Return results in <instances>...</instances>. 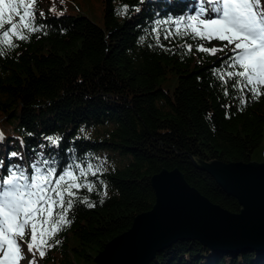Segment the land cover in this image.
I'll return each mask as SVG.
<instances>
[{
  "label": "trees",
  "instance_id": "1",
  "mask_svg": "<svg viewBox=\"0 0 264 264\" xmlns=\"http://www.w3.org/2000/svg\"><path fill=\"white\" fill-rule=\"evenodd\" d=\"M197 1L38 0L33 23L40 31L25 30L26 40L12 36V48L0 43V182L17 169L31 177L35 165L55 168L57 177L71 169L95 185L78 191L95 206L77 201L71 223L42 258L36 254V264H96L98 251L153 207L150 179L162 168H177L212 203L240 211L214 176L195 165L264 162V95L253 99L245 91L241 105L234 80L225 77V84L216 74L232 70L225 64L231 51L197 50L200 43L219 48L226 41L164 39L175 25L157 21L196 15ZM12 19L19 24L18 16ZM10 28L0 29V40ZM47 137L59 138L58 145ZM22 247L20 264H29L32 253ZM149 264H264V253L219 252L178 240Z\"/></svg>",
  "mask_w": 264,
  "mask_h": 264
},
{
  "label": "snow or ice",
  "instance_id": "2",
  "mask_svg": "<svg viewBox=\"0 0 264 264\" xmlns=\"http://www.w3.org/2000/svg\"><path fill=\"white\" fill-rule=\"evenodd\" d=\"M209 2L214 4L210 11L215 15L211 18H202L209 10L201 7L196 15L180 17L174 21H157V24L170 22L175 25V33H165L166 40L172 35H177L190 36L199 41H226L227 43L219 48L205 47L200 43L197 50L212 55L225 50L231 51L232 55L225 64L232 70L223 74L217 70L216 74L225 84V77L234 80L232 87L240 90V104L243 105L246 103L243 95L245 91L250 92L253 99L264 95V0ZM37 3L38 0H0V29H3L5 24L11 25L9 30L3 32L4 39L0 40L5 49L16 46L12 36L26 40L28 36L25 30L29 33L40 31V27L33 23ZM127 11L128 6L125 5L120 14H126ZM13 14L19 17V24L12 19ZM153 32L156 33L159 43L158 29L153 28ZM186 47L190 52L193 45L188 44ZM0 54H4V50L0 49ZM224 94L228 95L227 88ZM2 136L0 133V138ZM47 139L54 145L59 143V138ZM11 155L16 156L17 153L13 152ZM41 163L46 165L47 161ZM33 167L35 172L31 177L17 169L0 182V264H20L24 259L22 245L25 244L27 251L33 256L29 264H36V254L42 258L46 254L45 248L52 246L50 241L56 233L71 223L68 214L77 201L85 203L88 207L95 206L87 197L81 199L78 196L81 188L92 192L95 185L86 179L81 181L71 169L57 177L55 168H45L42 171L35 165ZM91 168L89 165L90 171ZM96 171L91 174L95 176ZM81 174L85 177L87 175L83 171ZM56 243L59 241L56 240Z\"/></svg>",
  "mask_w": 264,
  "mask_h": 264
},
{
  "label": "water",
  "instance_id": "3",
  "mask_svg": "<svg viewBox=\"0 0 264 264\" xmlns=\"http://www.w3.org/2000/svg\"><path fill=\"white\" fill-rule=\"evenodd\" d=\"M190 161L195 165L190 154ZM241 209L231 213L190 186L180 170L163 169L150 183L153 207L134 216L130 228L108 241L96 264H149L178 240H197L213 251L256 249L264 253V162L201 161Z\"/></svg>",
  "mask_w": 264,
  "mask_h": 264
},
{
  "label": "rangeland",
  "instance_id": "4",
  "mask_svg": "<svg viewBox=\"0 0 264 264\" xmlns=\"http://www.w3.org/2000/svg\"><path fill=\"white\" fill-rule=\"evenodd\" d=\"M199 4H200V2H199ZM6 14H7V12H6Z\"/></svg>",
  "mask_w": 264,
  "mask_h": 264
}]
</instances>
